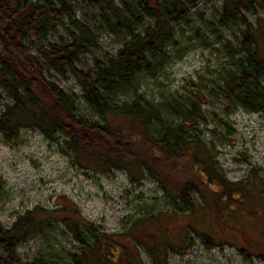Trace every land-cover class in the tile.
Segmentation results:
<instances>
[{
  "label": "rangeland",
  "instance_id": "rangeland-1",
  "mask_svg": "<svg viewBox=\"0 0 264 264\" xmlns=\"http://www.w3.org/2000/svg\"><path fill=\"white\" fill-rule=\"evenodd\" d=\"M67 2L97 35V45L82 53L76 65L87 69L106 53H116L127 32L116 31L101 19V0ZM115 2L122 5V0ZM259 2L264 0H255V10L243 9L252 23L264 18ZM221 6L222 0H198L175 24L173 38L155 70L141 72L112 98L120 103L134 94L145 97L162 107L165 119L176 123L177 103L187 95L199 94L206 117L199 121L198 132L212 147L219 171L244 185L241 190L205 199L192 193L195 204L189 210L144 168L97 170L85 164L63 134L49 139L40 129L23 126L13 139L0 133V225L10 226L35 206L54 208L71 200L82 216L119 234L135 260L136 249L143 264H264V112L247 110L220 87L239 56L245 27L240 20L220 25ZM153 23L151 16H145L136 28L142 30ZM71 26L64 16L42 39L45 43L59 41L68 36ZM26 42L34 55L41 56L33 42ZM51 72V80L75 92L79 117L103 122L84 100L72 74ZM9 103L11 97L0 85V114ZM204 234L213 243L208 244ZM133 236L141 242L133 241ZM79 246L58 223L29 235L12 256L29 261L42 254L63 261ZM127 260L122 255L120 264Z\"/></svg>",
  "mask_w": 264,
  "mask_h": 264
},
{
  "label": "trees",
  "instance_id": "trees-1",
  "mask_svg": "<svg viewBox=\"0 0 264 264\" xmlns=\"http://www.w3.org/2000/svg\"><path fill=\"white\" fill-rule=\"evenodd\" d=\"M101 3V19L116 31L125 29L127 35L116 53H106L92 67L82 69L76 60L97 45V35L77 18L67 0H0V85L11 97V103L0 114V133L13 139L26 126L40 129L49 139L63 134L85 164L97 170L144 168L169 196L181 200L189 210L195 204L192 193L205 199L241 190L244 185L226 179L219 171L212 147L198 132L199 121L206 117L199 94L187 95L177 103L176 123L165 119L162 107L145 97L134 94L120 103L112 98L141 72L155 70L173 38L175 24L198 0ZM259 4L264 7V3ZM243 9L255 10V0H222L220 25L240 20L245 27L239 56L220 87L247 110L259 113L264 112V18L252 23ZM64 16L72 24L68 36L45 43V31ZM145 16H151L154 23L139 30L136 23ZM26 40L34 43L41 56L30 51ZM51 69L75 77L84 100L103 122L77 115L75 92L51 80ZM58 223L80 244L68 258L58 261L41 254L22 261L12 256L29 235ZM202 237L208 244L213 243L210 236ZM132 240L140 241L136 236ZM134 251L137 260L131 257L119 234L107 232L82 216L71 200L54 208L35 206L10 226L0 225V264H120L122 255L128 258L126 264H143L138 251Z\"/></svg>",
  "mask_w": 264,
  "mask_h": 264
}]
</instances>
